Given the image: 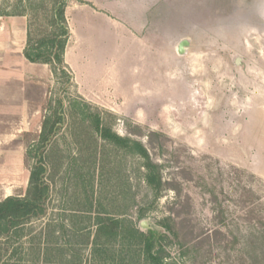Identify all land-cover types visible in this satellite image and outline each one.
Segmentation results:
<instances>
[{"label":"rangeland","instance_id":"obj_1","mask_svg":"<svg viewBox=\"0 0 264 264\" xmlns=\"http://www.w3.org/2000/svg\"><path fill=\"white\" fill-rule=\"evenodd\" d=\"M36 1L0 0V14L28 16ZM79 1L65 9L72 81L62 97L83 100L118 136L140 140L162 166L165 190L150 209L139 160L97 138L94 162L87 131L65 115L47 151L56 174L49 210L75 209L86 197L110 216L127 205L138 227L146 221L166 233L157 222L169 219L167 249L179 264H250L237 256L234 224L249 219L253 199L264 219V0ZM182 40L189 45L178 55ZM58 86L52 76L44 100L36 95L31 122L42 123ZM29 131L4 144L0 200L25 194V148L38 136Z\"/></svg>","mask_w":264,"mask_h":264},{"label":"trees","instance_id":"obj_2","mask_svg":"<svg viewBox=\"0 0 264 264\" xmlns=\"http://www.w3.org/2000/svg\"><path fill=\"white\" fill-rule=\"evenodd\" d=\"M70 1L73 0L36 1L30 4L28 16L15 11L0 14L4 18L27 17L23 56L29 63L47 65L56 86L59 85L58 92L55 90L53 100L49 102V113L41 123L40 133L26 144L24 160L29 164V175L25 194L0 200V264H179L167 249L168 235L173 233L171 226L165 223L169 221L167 218L157 222L166 233L141 231L129 217L127 205L118 216H110L99 201L93 208L88 197L75 209L62 213L49 210L56 174L48 172V168L53 169L55 165L49 161L47 151L64 124L65 115L87 131L84 136L95 144L94 162L98 140L139 160L141 180L152 196L150 209L165 190L162 166L152 159L140 140L129 135L118 136L104 122V116L93 111L83 100L62 97L63 93H68L72 81L65 63L71 37L65 9ZM158 8L155 6L149 12V20L155 19ZM154 135L149 133L147 136L150 144ZM85 162L76 168L78 176L83 174ZM249 192L251 198L254 197V193ZM248 204L249 219L240 226L234 224L237 256L250 264H264V219L257 216L260 205L256 199ZM146 212V208L139 209L136 220H142ZM220 224L229 229L231 223ZM229 231L233 233V230Z\"/></svg>","mask_w":264,"mask_h":264},{"label":"crops","instance_id":"obj_3","mask_svg":"<svg viewBox=\"0 0 264 264\" xmlns=\"http://www.w3.org/2000/svg\"><path fill=\"white\" fill-rule=\"evenodd\" d=\"M26 27V17L0 18V158L9 157L4 154L5 143L29 130L40 133L41 123L31 122L28 113L38 116L37 109L33 110L36 95L44 100V88L52 77L47 65L25 60Z\"/></svg>","mask_w":264,"mask_h":264},{"label":"water","instance_id":"obj_4","mask_svg":"<svg viewBox=\"0 0 264 264\" xmlns=\"http://www.w3.org/2000/svg\"><path fill=\"white\" fill-rule=\"evenodd\" d=\"M189 45L188 41L186 40H182L181 42H179L178 46H177V49H176V52L178 55H183L185 54V48H187ZM139 229L141 231H155L153 228H151L150 226H148L147 222L146 221H142L140 222L139 224Z\"/></svg>","mask_w":264,"mask_h":264}]
</instances>
